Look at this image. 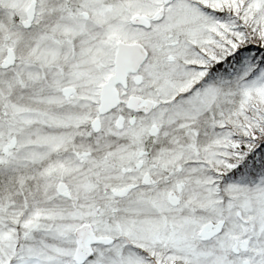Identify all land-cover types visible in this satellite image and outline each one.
<instances>
[{"label": "snow or ice", "instance_id": "1", "mask_svg": "<svg viewBox=\"0 0 264 264\" xmlns=\"http://www.w3.org/2000/svg\"><path fill=\"white\" fill-rule=\"evenodd\" d=\"M0 264H264V0H0Z\"/></svg>", "mask_w": 264, "mask_h": 264}]
</instances>
